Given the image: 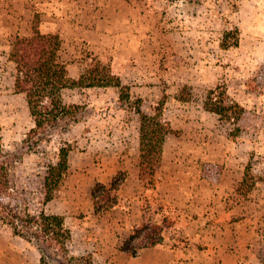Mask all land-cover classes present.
Listing matches in <instances>:
<instances>
[{"label": "rangeland", "instance_id": "1", "mask_svg": "<svg viewBox=\"0 0 264 264\" xmlns=\"http://www.w3.org/2000/svg\"><path fill=\"white\" fill-rule=\"evenodd\" d=\"M34 25L59 35L71 77L94 59L122 85L63 90L81 106L63 139L68 170L50 201L40 203L36 181L28 194L32 209L63 217L69 254L84 264H263L264 0H0V135L20 186L60 144L28 148L33 119L13 88L10 46ZM216 86L241 106L236 125L204 109ZM138 106L172 130L143 177ZM121 176L116 203L101 210L92 190ZM0 264H40L39 252L0 224Z\"/></svg>", "mask_w": 264, "mask_h": 264}, {"label": "trees", "instance_id": "2", "mask_svg": "<svg viewBox=\"0 0 264 264\" xmlns=\"http://www.w3.org/2000/svg\"><path fill=\"white\" fill-rule=\"evenodd\" d=\"M223 45L236 46L237 36L232 42ZM61 49L59 35L42 33L37 25L33 26L30 35H17L11 43L7 58L13 65V88L16 93L24 95L33 119V127L27 134V146L29 149H36L40 143L54 139L60 140V144L57 159H49L40 164L38 172L20 186L18 180L11 178L10 159L2 153L0 135V157H4L0 160V224L8 226L13 234L34 246L39 252L40 264H54L46 259L44 250H51L53 254L63 257L66 262L61 260L60 264H84L81 262L85 260L84 256H75L68 252L67 244L71 240V231L64 225L63 217L46 213L42 207L31 208L30 188L36 181V188L40 189L42 195L39 201L45 204L61 186L68 170V153L72 147L63 139L78 121L81 106L65 103L63 90L109 85L122 89V85L118 76L113 74L108 66L94 59L77 78L71 77L67 63L61 58ZM123 95L128 98L127 93L121 92L120 99ZM203 107L235 125L242 111L241 106L218 86L207 90ZM135 109L139 114V170L140 176L143 177L153 174L159 167L165 136L172 130L159 111L147 114L141 111L139 106ZM123 179V176L119 179L113 177L108 186L100 184V191L97 192V188L92 190L91 196L95 203H99L98 208L104 210L116 203L113 193ZM149 179L151 181V178Z\"/></svg>", "mask_w": 264, "mask_h": 264}]
</instances>
